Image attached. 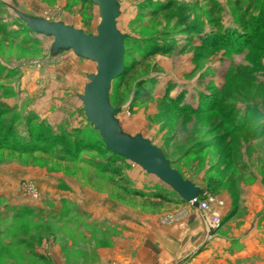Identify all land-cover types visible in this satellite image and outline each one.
<instances>
[{"label": "rangeland", "instance_id": "rangeland-1", "mask_svg": "<svg viewBox=\"0 0 264 264\" xmlns=\"http://www.w3.org/2000/svg\"><path fill=\"white\" fill-rule=\"evenodd\" d=\"M39 1L54 10L44 20L96 34L91 0H68L70 17ZM117 3L125 67L109 102L119 132L160 147L221 221H264V0ZM24 17L0 3V264H117L120 245L126 264H155L156 221L203 212L131 161L111 172L79 98L96 63L54 50Z\"/></svg>", "mask_w": 264, "mask_h": 264}, {"label": "water", "instance_id": "water-1", "mask_svg": "<svg viewBox=\"0 0 264 264\" xmlns=\"http://www.w3.org/2000/svg\"><path fill=\"white\" fill-rule=\"evenodd\" d=\"M91 2L98 7L100 14L96 34L86 33L61 21L50 22L26 17L23 19L34 33L52 37L54 50L70 49L78 57L96 63V72L87 75L88 81L79 98L86 121L98 130L106 149L155 175L167 183L182 200L199 208L200 188L171 166L160 147L140 135L131 137L119 132L116 119L119 108L113 107L109 102L111 83L124 68L125 35L116 25L119 5L117 0ZM220 225L215 228L209 227V235Z\"/></svg>", "mask_w": 264, "mask_h": 264}, {"label": "crops", "instance_id": "crops-1", "mask_svg": "<svg viewBox=\"0 0 264 264\" xmlns=\"http://www.w3.org/2000/svg\"><path fill=\"white\" fill-rule=\"evenodd\" d=\"M55 2L54 8L58 7L64 16L70 17L71 14L63 11L68 0ZM0 3L19 8L26 17L50 19L54 13L52 8L39 0H0ZM57 20L68 24L64 18L59 17ZM222 198L226 204V197ZM212 207L220 214V206ZM153 226L150 232L155 238H152L150 247L157 250L155 264H252L253 258L259 260L257 264H264V221H249L235 215L230 220L221 221V225L211 235L206 222L197 217L171 224L156 221ZM114 250V256L110 255V258L117 260V264H126L125 247L120 245L118 250ZM178 259H183L182 263L177 262Z\"/></svg>", "mask_w": 264, "mask_h": 264}, {"label": "built area", "instance_id": "built-area-1", "mask_svg": "<svg viewBox=\"0 0 264 264\" xmlns=\"http://www.w3.org/2000/svg\"><path fill=\"white\" fill-rule=\"evenodd\" d=\"M199 209L203 212L205 217V222L208 228H215L221 223V216L219 212L214 209L211 205L213 202V197L208 196L206 199H198Z\"/></svg>", "mask_w": 264, "mask_h": 264}, {"label": "trees", "instance_id": "trees-1", "mask_svg": "<svg viewBox=\"0 0 264 264\" xmlns=\"http://www.w3.org/2000/svg\"><path fill=\"white\" fill-rule=\"evenodd\" d=\"M124 67H125V61H124ZM124 70V68H123ZM124 73V71L121 72V74L117 77V79H120L122 77V74ZM146 91L144 89L143 86L139 87L137 89V92L135 93V98H138L141 95H145ZM102 141V140H101ZM104 146V144H103ZM204 146H209V144L203 142L199 144V148L204 147ZM104 148L106 149V147L104 146ZM109 153H110V157L108 158L110 161L108 162L109 166H110V170L111 172H116V169L120 168L119 164H121L123 161H125V159L115 153H112L111 151H109L108 149H106ZM186 154H188V151H186ZM171 163V162H170ZM118 164V165H117ZM182 175V174H181ZM204 189L200 188L199 192H198V197H201L204 193ZM224 221V220H223Z\"/></svg>", "mask_w": 264, "mask_h": 264}]
</instances>
